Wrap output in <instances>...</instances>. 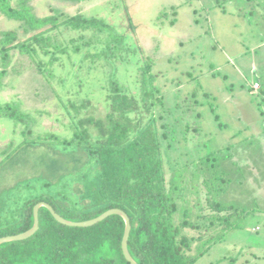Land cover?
Instances as JSON below:
<instances>
[{
    "label": "rangeland",
    "instance_id": "1",
    "mask_svg": "<svg viewBox=\"0 0 264 264\" xmlns=\"http://www.w3.org/2000/svg\"><path fill=\"white\" fill-rule=\"evenodd\" d=\"M9 1L14 8L25 5L34 18L99 16L118 32L128 33L124 34L127 45L138 47L142 60L153 61L150 73L163 101L155 114L161 115L157 130L166 136L161 140L165 181L168 185L176 178L181 183L174 223L181 236L193 240L189 254L206 250L194 264H264V148L260 147L264 140V0ZM8 30L15 32L17 40L37 33L0 14V39ZM123 53L121 49L115 58H101L92 69L85 64L74 75L91 88L108 84L115 74L134 95L132 77L139 53L137 49L133 57ZM54 66L73 69L70 63ZM0 70L5 71L0 105L13 103L26 114L20 122L0 116L3 230L19 220L25 201L71 180L84 169L86 158L80 150L53 143L52 138L50 143L37 141L45 134L60 141L72 137L78 117L69 114L72 109L67 104L76 80L67 75L60 82L56 76L48 83L29 57L15 50L6 63L0 60ZM253 82L262 85L257 93L251 91ZM96 91L84 89L78 98L86 94L95 107L94 116L101 117L104 111L96 102ZM211 152L224 162L225 176H221L229 180L214 198L241 212L234 215V229L221 239V224L215 214L210 215L206 202L205 177L195 166ZM75 192H82L81 185H75ZM185 220L196 228H182Z\"/></svg>",
    "mask_w": 264,
    "mask_h": 264
},
{
    "label": "trees",
    "instance_id": "2",
    "mask_svg": "<svg viewBox=\"0 0 264 264\" xmlns=\"http://www.w3.org/2000/svg\"><path fill=\"white\" fill-rule=\"evenodd\" d=\"M0 14L23 23L25 28L37 30L25 40H17L12 30L3 32L2 62L6 63L15 50L29 57L46 82L56 76L62 82L69 75V80L77 83L74 91H68L67 108L72 109H68L69 114L75 112L78 117L72 137L60 141L56 135L45 134L38 136L37 141L50 143L52 138L53 143L71 146L76 152L80 150L86 158L84 169L71 180L65 179L63 185L25 201L19 220L0 230V238L29 230L33 225V208L39 202L49 204L57 214L72 222L91 220L107 210L119 209L130 220L128 251L137 264H194L206 250L189 254L193 240L181 236V228L174 223L181 183L176 178L168 185L165 181L161 140L166 136L159 134L157 121L161 115L155 114L163 101L153 83L155 76L150 73L153 61L147 57L142 60L140 49L127 45L124 34L128 33L118 32L99 16L73 15L60 19L53 14L34 18L25 5L14 8L9 0H0ZM121 49L125 50V57L136 55V49L139 53L132 77L134 95L128 86L119 83L115 74L108 84L91 88H85L79 76L74 75L85 64H90L92 69L105 56L115 58ZM56 63H70L73 69L55 67ZM4 74L0 70V81ZM84 89L97 90L95 99L104 111L101 117L94 116L95 107L86 94L78 98ZM0 116L19 122L26 118L13 103L0 105ZM195 166L198 174L205 177L202 183L208 189L206 202L210 215L215 214L221 224L218 236L221 239L234 229L237 222L234 215L240 212L214 198L222 189L220 185L229 183L224 178V162L211 152ZM215 183H218L216 188ZM75 185H81V193L75 192ZM38 218L39 228L30 238L0 245V264H129L121 251L125 227L121 217L110 216L88 228L61 225L45 208L39 209ZM181 226L196 228L187 220ZM210 239L215 241L217 237Z\"/></svg>",
    "mask_w": 264,
    "mask_h": 264
},
{
    "label": "water",
    "instance_id": "3",
    "mask_svg": "<svg viewBox=\"0 0 264 264\" xmlns=\"http://www.w3.org/2000/svg\"><path fill=\"white\" fill-rule=\"evenodd\" d=\"M40 208L47 209L49 211V213L51 214V216L53 217V219L57 223L64 225V226H67V227H73V228L92 227V226L104 221L105 219H107L110 216L121 217L123 219L124 225H125L123 237L121 240L122 254H123L125 260L129 264H137L132 259V257L129 254V251H128V239H129L130 230H131L130 220H129L128 216L126 215V213H124L122 210H119V209L107 210L106 212L102 213L101 215H99V216H97L91 220H87V221H83V222H72V221H68V220L64 219L59 214H57L49 204L44 203V202H39L33 208V225H32V227L29 230H27L23 233L17 234V235L1 237L0 238V245H2L4 243H9V242L23 241V240L30 238L39 228L38 211Z\"/></svg>",
    "mask_w": 264,
    "mask_h": 264
},
{
    "label": "built area",
    "instance_id": "4",
    "mask_svg": "<svg viewBox=\"0 0 264 264\" xmlns=\"http://www.w3.org/2000/svg\"><path fill=\"white\" fill-rule=\"evenodd\" d=\"M251 89H252L253 93H257L259 91V89H260L259 83H253L252 86H251Z\"/></svg>",
    "mask_w": 264,
    "mask_h": 264
},
{
    "label": "crops",
    "instance_id": "5",
    "mask_svg": "<svg viewBox=\"0 0 264 264\" xmlns=\"http://www.w3.org/2000/svg\"><path fill=\"white\" fill-rule=\"evenodd\" d=\"M253 83H255V82H253ZM253 83H252V84H253ZM259 85H260V87H261V89H262V85H261V83H260V82H259ZM251 86H252V85H251ZM261 143L264 145V140H261ZM263 145H262V146H260V147H261V148H264V147H263Z\"/></svg>",
    "mask_w": 264,
    "mask_h": 264
},
{
    "label": "clouds",
    "instance_id": "6",
    "mask_svg": "<svg viewBox=\"0 0 264 264\" xmlns=\"http://www.w3.org/2000/svg\"><path fill=\"white\" fill-rule=\"evenodd\" d=\"M252 91V90H251Z\"/></svg>",
    "mask_w": 264,
    "mask_h": 264
}]
</instances>
